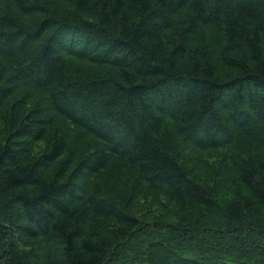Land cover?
I'll return each mask as SVG.
<instances>
[{"label": "trees", "instance_id": "trees-1", "mask_svg": "<svg viewBox=\"0 0 264 264\" xmlns=\"http://www.w3.org/2000/svg\"><path fill=\"white\" fill-rule=\"evenodd\" d=\"M248 260L264 0H0V264Z\"/></svg>", "mask_w": 264, "mask_h": 264}, {"label": "rangeland", "instance_id": "rangeland-1", "mask_svg": "<svg viewBox=\"0 0 264 264\" xmlns=\"http://www.w3.org/2000/svg\"><path fill=\"white\" fill-rule=\"evenodd\" d=\"M42 147H43L42 142H40V141L37 142L36 151L42 149ZM220 154H221V151H219V150H218V151H211V152H209V157H210V159H215V160H216V159H218L219 156H221ZM157 212L159 213V210H155V211H154L155 214H156ZM162 217H163V216H162ZM165 217H166V216H165ZM166 218H167V219L169 218V215H168V214H167V217H166ZM260 258H261V257L258 256L256 259H257V260H260ZM246 264H247V263H246ZM248 264H253V263H252L251 261L248 260Z\"/></svg>", "mask_w": 264, "mask_h": 264}]
</instances>
